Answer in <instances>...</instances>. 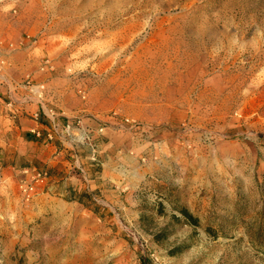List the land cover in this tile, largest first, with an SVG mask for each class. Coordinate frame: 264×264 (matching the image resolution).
Masks as SVG:
<instances>
[{"label": "rangeland", "instance_id": "rangeland-1", "mask_svg": "<svg viewBox=\"0 0 264 264\" xmlns=\"http://www.w3.org/2000/svg\"><path fill=\"white\" fill-rule=\"evenodd\" d=\"M0 19L30 134L71 163L0 190V264H264V0H0Z\"/></svg>", "mask_w": 264, "mask_h": 264}, {"label": "crops", "instance_id": "crops-1", "mask_svg": "<svg viewBox=\"0 0 264 264\" xmlns=\"http://www.w3.org/2000/svg\"><path fill=\"white\" fill-rule=\"evenodd\" d=\"M0 28V62L5 64L4 73L0 77V190H5L6 187L12 188L16 184L20 178L18 174L26 168L48 166L61 171L70 169L71 163L64 159L63 153L56 154L52 144L37 140L30 134L37 129L45 131L47 125L43 117L35 119L34 115L36 111H40V107L35 103L34 97L28 95L19 84L21 68H24L23 61L20 60H24V53L11 42L15 33L5 19H0ZM28 51L32 55L34 50L29 48ZM5 98H10L20 109L15 120L8 117L9 109L4 106L2 100ZM62 120L65 122V119ZM80 130L83 134L89 132L84 126ZM74 140L78 141L76 138H70L72 143ZM81 164L76 157L73 167H80ZM61 180L62 184L77 191L89 187V180L85 177Z\"/></svg>", "mask_w": 264, "mask_h": 264}, {"label": "built area", "instance_id": "built-area-1", "mask_svg": "<svg viewBox=\"0 0 264 264\" xmlns=\"http://www.w3.org/2000/svg\"><path fill=\"white\" fill-rule=\"evenodd\" d=\"M30 88V91L32 92H35L37 94H41L42 90H43V87L42 86H36V87H29ZM9 106H11L9 104ZM32 190V187H28V186H23L22 187V191L24 193L25 196L28 195V193Z\"/></svg>", "mask_w": 264, "mask_h": 264}, {"label": "trees", "instance_id": "trees-1", "mask_svg": "<svg viewBox=\"0 0 264 264\" xmlns=\"http://www.w3.org/2000/svg\"><path fill=\"white\" fill-rule=\"evenodd\" d=\"M30 139H31V137H30Z\"/></svg>", "mask_w": 264, "mask_h": 264}]
</instances>
